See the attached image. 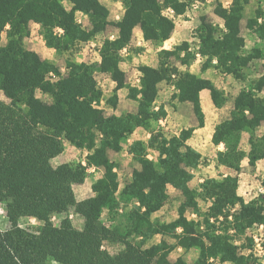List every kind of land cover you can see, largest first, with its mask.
Instances as JSON below:
<instances>
[{
	"label": "trees",
	"instance_id": "obj_1",
	"mask_svg": "<svg viewBox=\"0 0 264 264\" xmlns=\"http://www.w3.org/2000/svg\"><path fill=\"white\" fill-rule=\"evenodd\" d=\"M122 1L124 15L115 23L118 35L104 39L100 61L68 59L67 73L63 74L54 63L26 47L31 22L40 24L48 47L67 52L107 28L109 7L101 0H0V90L9 99H0V202L6 203L14 222L21 216L42 222L34 229L17 225L0 229V264H46L50 260L61 264H187L183 257L170 259L177 246L198 250L194 264H256L253 247L248 248L250 252L242 251L236 237L254 226H264V192L249 201L238 193L245 157L252 167L264 159V132L257 133L264 123V11L259 7L249 18L248 27L261 43L247 51L241 22L250 0H233L229 6L218 1L215 13L224 21L221 28L203 18L196 50L192 51L188 40L161 49L159 65H140L139 85L128 86L121 51L130 46L134 30L140 27L146 41L162 43L176 27L174 18L164 10L182 15L188 3ZM78 12L89 16L91 27L78 21ZM4 32L6 44L2 43ZM197 55L202 57V71L214 68L241 80H246V70L255 60L263 62V72L240 89L230 115L216 125L212 137L214 144L225 145L217 151L218 164L238 174L207 177L197 187H190L194 170L203 160L201 152L188 143L196 127L183 128L171 136L152 129L148 143L137 139L130 145L129 151L141 169L120 189L117 163L109 153L122 150L137 128L151 129L154 122L167 116L165 105H156L162 82L175 87L174 97L179 102L193 105L198 127L205 124L202 90L211 91L216 107L227 103L225 92L211 79L182 70L172 61L176 57L189 66ZM95 72L109 75L116 84L107 104L117 107L119 90L128 87L137 110L106 114L100 107L103 90ZM38 90L49 95V100L40 98ZM243 133L249 134L248 153L240 146ZM66 141L88 150L86 164H52V159L64 151ZM149 148L157 152V160L149 158ZM90 167L102 168L103 175L92 184L94 194L78 200L74 185L85 181ZM170 185L185 197L179 217L154 222L152 215L167 202ZM200 199L209 202L205 211ZM122 202L133 203L125 214L126 230L102 220L105 211L118 212ZM69 207L84 217L82 229L68 217L60 225L51 221L54 213ZM188 207L199 219L187 217ZM155 234L177 241L162 240L145 247ZM247 240L252 246L253 237ZM105 242L125 247L113 254L104 248Z\"/></svg>",
	"mask_w": 264,
	"mask_h": 264
},
{
	"label": "rangeland",
	"instance_id": "obj_2",
	"mask_svg": "<svg viewBox=\"0 0 264 264\" xmlns=\"http://www.w3.org/2000/svg\"><path fill=\"white\" fill-rule=\"evenodd\" d=\"M105 3L110 9L109 21L110 24L107 28L97 33L89 42H83L76 45L71 51L67 52H58L54 48H50L46 45L45 40L43 39L41 28H38L33 23H31V33L28 38L25 40V45L29 49L36 50L43 59H46L56 66L59 67L63 74L67 73V60L73 59L78 62H87L93 63L100 61L99 49L106 38H115L118 35V28L115 23L121 20L124 15L125 5L122 0H101ZM188 3L187 12L182 15H175L170 9H165L164 12L176 21V27L172 34L171 40L165 43H153V44H142L141 46L131 45L129 53H121V67L126 72L128 86L138 85L140 74L138 73L139 66L142 64H148L153 66H158L160 61V50L163 48H174L177 44H181L183 41L188 40L191 42L192 51L196 50L198 44V29L202 23V19L205 18L206 21L216 24L218 27L223 26V19L220 18L215 13V7L218 1L222 2L224 5L229 6L233 0H184ZM193 4H196L194 7ZM65 5L68 8H71L69 2H65ZM261 8L264 11V0H250V3L246 6L244 11V18L241 22L242 34L246 40L247 51H250L253 47L261 43L260 38L251 31L248 27L249 18H251L257 8ZM77 19L79 22L83 23L87 27H91V22L87 14L78 12ZM34 29V32H33ZM60 31V30H59ZM136 39V37H135ZM2 43H7L6 32L3 33ZM172 61L180 67L182 70L190 69L194 73L203 74L204 72L201 69L202 57L197 55L196 59L191 60L190 65H183L180 59L174 57ZM207 73H211L212 78L223 85H226L228 89L229 100H232L235 94L245 85H248L254 79H257L259 75L263 72V62L255 60L251 66L246 70L247 78L246 80L235 79L232 76H226L222 74L219 70L211 68ZM97 83L99 87L103 90V100L100 104V107L104 109L106 114H122L126 112H135L137 110V101L129 97V88H123L118 92V104L117 107H112L106 103V100L113 95V90L115 87V82L107 74L101 72H95ZM175 87L167 82H162L160 84V93L156 102V105H165L167 109L166 120L163 119L159 122H154L151 129H146L139 127L135 132L125 141L124 147L122 150L110 151V158L117 163V171L119 173L120 179V189L124 184L129 181L132 177V174L141 169L140 164L133 158L130 153V145L137 139H141L148 143L151 130L158 129L162 131L165 135L171 136L173 134L179 133L183 128L193 126V124L198 123L197 117L195 115L193 105L189 102H179L175 97ZM264 93V91H263ZM37 95L43 100L48 101L49 95L37 91ZM264 95V94H263ZM0 99L9 102V99L4 95L3 91L0 90ZM233 107V106H232ZM232 108L226 106L224 108L225 116H229ZM224 116V118H226ZM264 132V123L257 130V133ZM249 134L243 133V141H241L242 146L247 143V138ZM199 139V138H198ZM197 141V139H195ZM206 145L207 151L203 156L202 163L194 170L195 177L190 181L189 185L192 188L197 187L201 182L204 181L207 177H224L230 173V171L225 168L218 166L214 159V150L211 148L212 145L210 141H203ZM148 156L151 159L157 160V152L149 148ZM88 150L79 149L75 145L66 141L64 151L52 159V164L58 166L59 164L69 162V163H83L86 164V155ZM255 167L245 164L242 169V175L240 176V185L238 189L239 195L243 196L246 201L258 197L262 192L260 187L262 185V180L264 179V161H259ZM235 173L234 171H231ZM103 175L102 168L90 167L88 169V176L85 181L81 184L74 185V191L78 200H83L94 194L92 190V184L95 180ZM264 187V186H263ZM169 198L163 207L152 215V220L154 222H171L176 220L179 217V209L183 206L185 202V197L180 190L169 186L168 188ZM202 211H205L208 207L209 202L204 200H199ZM133 203H121V207L118 212L109 214L105 211L102 214V220L107 225H117L120 226L123 230L127 224V212L131 210ZM186 215L189 219H199V216L194 212L190 207L186 209ZM70 218L73 225L82 229L84 227V217L80 215L75 207H69L68 209L56 212L52 215L51 221L54 225H60L64 218ZM35 217L30 216H21L17 219L16 222L12 220L9 215L8 207L6 203L0 202V229H8L15 225L24 229H34L41 225ZM180 231V229H179ZM251 231L248 229L245 233L236 237V243L241 246L242 251L250 252L249 247L252 248L254 253L253 262L256 261V264H264V252L258 254V250L254 249L255 243H252L250 246L249 241L247 240L250 237ZM135 242L139 241L138 237H133ZM165 240L168 243H176V239L163 234H155L151 239L145 243V247L151 246L152 244L159 243L160 241ZM124 244L122 243H110L105 242L104 248L109 250L111 253L116 254L122 249H124ZM255 250V251H254ZM198 250L192 248L186 250L181 246L175 247L170 253V259L176 260L178 257H183L187 264H194L198 258ZM46 264H61L57 261L50 260Z\"/></svg>",
	"mask_w": 264,
	"mask_h": 264
},
{
	"label": "crops",
	"instance_id": "obj_3",
	"mask_svg": "<svg viewBox=\"0 0 264 264\" xmlns=\"http://www.w3.org/2000/svg\"><path fill=\"white\" fill-rule=\"evenodd\" d=\"M31 23H33L35 26L40 28V24L39 23H36V22H31ZM175 23H176V21H175ZM33 32H34V29H33ZM135 37H136V39H135ZM171 37L168 40L164 41L163 43L166 44L167 41L171 40ZM145 43H147V44H149V43L153 44L154 43L155 44V42H153V41H146L144 39V37H143V32H142L141 28L137 27L134 30V36H133V39H132V42H131L130 46L133 45V44H134V46H141L142 44H145ZM130 46L124 48L121 51V53H124V54L125 53H129ZM210 69L211 68L207 69L206 71H209ZM206 71H203L204 72L203 74H198V75L211 79L214 82V84L216 85V87H218L219 89L223 90L225 92L226 96L228 97V89H227L226 85H223L221 83L216 82L212 78L211 73H207ZM191 72H193V71H191ZM138 73L141 75V72L139 70H138ZM224 75H226V74H224ZM226 76L230 77L232 75H226ZM233 78H235V77H233ZM235 79H237V78H235ZM239 91L235 94V96L239 93ZM263 91L261 92L262 96H264L263 95L264 94ZM200 96H201L202 107H203V110L205 112V124H204V126H201V127H198V123H197V125L193 124V126H195L196 128L194 130L193 136L188 140V143L190 145H192L194 148H196L198 151H200L202 156H204L206 154L205 152L207 151V149H206V145H204L203 141H210V144L212 145L211 148L214 150V153H216V154H214V159L216 161V164L218 166L225 167L223 165H219L218 162H217V151L225 149V145H224V143H221V144H218V145L214 144V142L212 141V137H213V133L215 131L216 125L221 120L225 119L224 118V116H225L224 108L226 106H230V108H233L232 106H233V102H234L235 96L233 97L232 100H229V97H228L227 103L224 106H222V107H216V105L214 104V102L212 100L211 91L209 89L202 90L201 93H200ZM166 117L163 118V119L166 120ZM225 117L227 118L228 116H225ZM163 119H161L160 121H162ZM244 134H247V133H244ZM195 139H197V141H195ZM248 139H249V137L247 138V140ZM243 140L244 139H243V136H242V140L241 141H243ZM240 146H241L242 149H244L246 151V153H248L250 151L249 140L247 141V143L244 146H242V144L240 143ZM259 161H264V159H261ZM258 162H257V164H259ZM245 164H249L248 163V157H245V159L242 161V166H245ZM225 168H227V167H225ZM227 169L230 171L229 174H238L236 171H234V170H232L230 168H227ZM231 171H234L235 173H232ZM241 175H242V171L239 173V176H241ZM260 191L262 193L264 192V187L263 186L260 187Z\"/></svg>",
	"mask_w": 264,
	"mask_h": 264
},
{
	"label": "built area",
	"instance_id": "obj_4",
	"mask_svg": "<svg viewBox=\"0 0 264 264\" xmlns=\"http://www.w3.org/2000/svg\"><path fill=\"white\" fill-rule=\"evenodd\" d=\"M193 5L194 7L196 6V4ZM170 10L173 11L172 9ZM138 81L140 83V78L138 79ZM248 230L252 232L250 233V236H252L254 239V243H255L254 249H257L259 252L258 254L261 255V253L264 252V226L263 225L254 226L252 228H249Z\"/></svg>",
	"mask_w": 264,
	"mask_h": 264
}]
</instances>
